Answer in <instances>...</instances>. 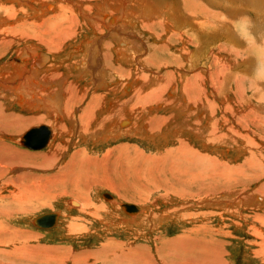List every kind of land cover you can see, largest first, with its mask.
<instances>
[{
	"label": "rangeland",
	"instance_id": "rangeland-1",
	"mask_svg": "<svg viewBox=\"0 0 264 264\" xmlns=\"http://www.w3.org/2000/svg\"><path fill=\"white\" fill-rule=\"evenodd\" d=\"M14 1L0 0V6L8 9L0 11V77L2 72L4 87L17 84V80H13L17 76L12 74L15 68H21L22 77L25 74L26 79L30 77L31 72L25 73L23 62L18 60L29 49V52L36 50L38 54L50 55V74L58 76L55 66L60 60L65 63L58 71L63 73L58 80H66L68 92L64 84L56 86L53 82L46 86V90L42 89L43 83L38 89L43 95L55 94L59 104L65 95L68 96L66 109H74L77 112L74 111V115L86 111L87 103L93 105V96L104 95L103 100L113 96L119 102L127 101L133 90L121 92V86L126 83L138 90L139 86L150 82L144 91L154 90L157 97L151 102V98L148 102L143 97H132L121 104L130 107L128 102L133 103V117L142 119L138 122L141 131L137 134L124 131L118 134L119 139L112 140L111 137L106 142L94 134V137L88 136L90 133L84 134L86 138H80L77 130L64 133L61 139L55 130L61 123L59 118L55 121L45 118L43 112L31 115L17 106L2 108L4 112L0 114V122L3 114L10 119L12 115L14 119L23 118H17L16 123L27 121L32 116L44 119L18 124V132L13 127H5V138L1 140L8 146L3 147L5 153L17 159L10 161L11 158H7L8 163L0 175V186L6 184L4 191L0 190L2 197L5 196V199L0 197V215L4 211L10 214L5 221L0 217V222H3L1 230L6 232L4 237L7 239H0V244L6 240L0 246V264H180L184 263L187 255L192 257L190 254L194 250L203 256L202 248L210 250L209 254L213 256L208 264H217L220 258L225 264H264V0H95L91 3L92 9L98 6L105 16L94 19V22L87 19L94 15L95 10L88 15L79 11L93 0L80 3L76 0H52L59 6L77 5L67 12L71 17V24H67L69 29L59 35L54 31L53 23L47 26L43 21L56 13L54 4H48L47 8L53 7L47 10L50 12L36 16L27 8L25 0ZM39 1H32L36 13L42 10V3H47ZM17 11L21 14L17 15ZM5 14L10 15L9 20ZM111 17L115 19L114 23ZM22 23L23 29L12 32L17 35L8 32L10 24ZM4 26L6 34L2 33ZM112 29L114 31H110ZM94 31L96 34L93 35ZM64 34L71 37L62 39ZM52 38L58 47L61 46L58 52L47 50L51 49L49 41ZM92 41L95 47L104 42L111 45L107 49L109 66L105 73H101L98 67L102 60L95 54L86 62L87 73L79 79L82 61L71 50L77 47L81 53L85 47L91 50ZM120 41L126 45L127 50L124 48L123 51L129 57L123 62L117 61L114 51ZM52 47L56 48L55 45ZM48 62L38 70L44 72ZM112 65L130 71L133 76L121 70L118 74L112 72ZM196 75L201 77V87L210 101L208 108L203 107L205 100L198 98L201 91H197L194 93L197 97L190 96L187 101L194 104L191 111L185 106L186 102L183 103L182 84L186 83L185 79ZM54 77L52 79H56ZM77 78L85 82L79 86L75 83ZM71 80L79 86L77 90H71L68 84ZM102 81L105 83L98 87ZM194 81L197 82V78ZM191 84L189 91L199 89L196 83ZM58 87V91L54 89ZM112 88L117 91L111 95L107 92ZM78 93H81L80 97ZM165 101L172 102L165 105ZM228 106L227 110L225 107ZM245 112L251 113L246 116ZM89 116L93 118L92 114ZM168 117H173V120ZM185 119L188 120L183 122L185 127L191 125L192 129L180 124ZM214 120L218 123L212 128ZM221 120L225 123L222 124ZM147 123L157 125V128H146ZM42 124L54 129V138L52 136L47 147L41 150L22 147L19 144L21 134ZM118 128L124 129L119 125ZM107 129L109 126L101 131L106 132ZM170 131L172 137L169 136ZM218 135L224 136L219 139ZM210 136L215 138L211 141ZM164 137H169L167 142L162 140ZM182 140L189 146L186 149L192 159L188 154H180L179 141ZM57 143L64 147L57 154L58 160L50 168L43 169L44 155ZM120 146L122 149H118ZM191 149L194 153L190 152ZM77 152H86L83 167L78 165L79 159H74L67 169L76 178L82 169L83 176L76 190L72 181L60 185L67 173L56 175V172L61 166L65 169V163ZM106 152L111 155L108 163L101 161ZM124 154L136 162L133 168L139 170V177L126 169L133 170L127 165L128 159L120 161L121 165H113V156L123 157ZM18 165L25 170L17 191L9 185V180L17 179L15 166ZM43 176H50V179L44 180ZM102 181L106 183L103 187L100 185ZM109 186L125 199L117 198V193L110 191ZM28 191L34 194L28 197ZM105 194L115 199H106ZM76 195L86 200L83 202L73 197ZM69 200L86 203V206H70L67 204ZM125 203L135 205L140 212L129 215L120 206ZM55 212L59 213L56 227L41 229L32 225L35 218ZM129 218L136 219L129 221ZM173 241L179 242L176 255ZM206 241H211L212 245H206ZM183 242L187 245L186 250Z\"/></svg>",
	"mask_w": 264,
	"mask_h": 264
},
{
	"label": "bare ground",
	"instance_id": "bare-ground-1",
	"mask_svg": "<svg viewBox=\"0 0 264 264\" xmlns=\"http://www.w3.org/2000/svg\"><path fill=\"white\" fill-rule=\"evenodd\" d=\"M10 1H14V0H10ZM16 2H20L19 0H15ZM14 1V2H15ZM26 1V3H25V5L27 6V8L29 7L34 13H32L33 15H36V16H39V15H43V14H45V13H48V12H50V11H47V10H52L53 9V7H49V8H47L49 5V3H52V4H54L55 6V8L57 7V11H56V13L55 14H53L50 18H48V19H45V20H43V21H45V23L47 24V26H49V24H51V23H53V25H54V31L57 33V35H59L61 32H63V31H66V30H68L69 29V27L67 26V24H71V17L70 16H68V11H69V9L70 8H77V5L76 4H71V6H65V5H61V6H59V4H58V2H52V0H44V2H47V3H42V6H41V11H40V13H36V11L37 10H35L33 7H32V1H34V0H25ZM37 1H39V0H37ZM59 1V0H58ZM61 1H63V0H61ZM82 0H76V2H78V3H80ZM87 1V0H86ZM100 1H103V0H100ZM106 1V0H105ZM21 2H23V1H21ZM40 3H41V0L39 1ZM93 2H95V0H93V1H89V3H85L86 4V6H84V7H81V8H79V11H80V13L81 14H83V15H88V13L91 11V10H95L94 11V15H91V17L90 18H88L87 20H90L91 22H94V19H96V18H102V17H104L105 15H103L102 13H101V9L98 7V6H96L95 7V9H92V6H91V3H93ZM119 2V5H120V7H121V2L120 1H118ZM124 2V4H125V1H123ZM39 3V4H40ZM84 3V2H83ZM100 3V2H99ZM23 4V3H22ZM24 5V4H23ZM144 6V5H143ZM9 8V7H8ZM28 8V9H29ZM84 8V9H83ZM11 9V8H10ZM38 9V8H37ZM81 9H82V11H81ZM145 9V8H144ZM6 10H8L7 9V7H2V6H0V11H6ZM12 12H13V10H12ZM12 12H10V13H12ZM228 12V11H227ZM9 13V14H10ZM154 13L156 14V15H159L158 14V12H156V11H154ZM9 14H5L6 16H7V20H9V18H10V15ZM18 14H21L20 13V11H17V15ZM162 14H163V10H162ZM112 18V17H111ZM114 18H112V20H113ZM6 20V21H7ZM115 20V19H114ZM111 21V22H115V21ZM155 21V20H154ZM158 22V21H157ZM156 23V22H155ZM199 25V24H198ZM8 26V25H7ZM24 28V25H23V23L22 24H15V25H9V31L8 32H10V33H12L14 30H17V29H23ZM150 28V27H149ZM4 30H5V26H4V28H3V30H2V33H4V34H6L5 32L7 31H5L4 32ZM147 30V29H146ZM110 31H114L113 29L112 30H110ZM15 32V31H14ZM18 32V31H17ZM147 32V31H146ZM9 33V34H10ZM93 33V35L94 34H96V31H94V32H92ZM111 33H113V32H111ZM116 33H119V32H117L116 31ZM116 33H114V34H116ZM8 34V33H7ZM13 34V33H12ZM14 34H16V33H14ZM13 34V35H14ZM20 34H23V33H20ZM176 34H178V33H176ZM17 35V34H16ZM92 35V34H91ZM181 35H182V33H181ZM19 36V35H18ZM195 35L193 34V37H194ZM58 37V36H57ZM56 37V38H57ZM69 37H71V35L70 34H64V35H62V39H67V38H69ZM169 37V36H168ZM192 37V36H191ZM15 38V37H14ZM16 38H17V36H16ZM55 38V39H56ZM57 39H59V37L57 38ZM111 39V38H110ZM180 39V38H179ZM195 39H196V37H195ZM15 40V39H14ZM122 41V40H121ZM121 41L119 42V44H117L115 47H114V51H115V53H117V55H116V59H117V61H120V62H123V61H127L128 60V58L129 57H127L128 55H126V52L125 51H123V49L124 48H126V45H124L123 43H121ZM190 41H192L191 39H190ZM109 42H110V40H109ZM131 43V42H130ZM49 44L51 45V49H47L49 52H58L60 49H61V46L60 47H58V44L57 43H55V41H54V38H52V39H50V41H49ZM91 44H93L92 46L90 45V47H92L91 48V50L89 49L88 50V48L87 47H85V50H83V53H81V50L77 47V48H73L72 50H71V52L73 53V55L75 56V55H79V58H80V60L82 61L81 63H80V65H81V70H82V72H80L78 75L80 76L79 77V79L80 78H83L84 76H85V72L87 73V64H86V62L88 61V59L89 58H91L93 55H98L100 58H101V60H102V63L99 61V63H100V65H99V67H98V69L101 71V73H105V71H107V66H109L108 65V59H109V54H108V52H107V49L108 48H110V44H108V42H104L103 43V45H100V44H96V47H95V45H94V43H93V41H92V43ZM52 45H55V49L52 47ZM168 46V45H167ZM117 47H118V49H117ZM164 47V46H163ZM197 47V46H196ZM158 49V48H157ZM160 49V48H159ZM163 50H164V48H162ZM126 50H127V48H126ZM27 51H29V49L27 50ZM26 51V52H27ZM158 52V51H157ZM41 54H44V53H41ZM82 54V55H81ZM40 55V52H39V54L37 53V51L36 50H33V51H31V53H29V54H26V55H22L21 57H20V59L18 58V60H21L22 62H23V64H21V65H23V67H24V72L26 73V72H31V75H30V77L28 78V79H26V74H25V76H23L22 77V74H23V72H21L19 69H21L20 67H18L19 69H14V71H12L13 73V76H17V78H16V82H17V84H15V85H13V86H10V88L8 87V86H5V87H8V89H10V90H7V88H5L4 87V84H6L5 83V80H4V82L1 80L2 78V76H3V74H2V72H1V77H0V85L2 86V91H0V109H2L3 107H6V109H7V107H9V106H17V107H19V110H22V111H26L27 113H32L31 115H34L35 113H37V114H40V113H42V115L45 117V118H49V119H51V120H54V119H56V120H58V118H59V120L61 121V123H59V124H57V128H55V130L60 134V138L64 135V133H67L68 131L71 133V132H74L75 130H77V132H76V134H77V136L78 137H80V138H86V136L84 135V134H88V133H90L88 136H92V137H94L93 136V134L94 135H96L97 137H102L103 138V141H105V140H107L108 138H111L112 140H116V139H119V133H123L124 131L126 132V133H135V134H137V132H140L141 130H139V127H138V122H139V120L141 119L140 118V116H139V118L140 119H138V118H134L133 117V113H134V111L131 109V108H133V103L131 104L130 102H128L129 104H130V107L129 106H127V105H124V106H120L121 104H125L128 100L130 101V99L132 98V97H136L137 99L140 97H143V98H146V101H148L149 102V100L148 99H150V102H151V100H152V98H153V100L157 97V94H156V92L154 91V90H152L151 92H148V91H144V90H147L146 89V87H147V85L150 83H146V84H143V85H141V86H139V88H138V90H135V89H133V87H135V86H130V83H126V84H124V87H122L121 86V92H123V91H125V90H133V92L131 93V96L128 98V100L127 101H124V102H119L117 99H113L112 97H108L107 96V99H104L103 100V98H104V95H98L96 98L93 96V98H94V104L92 105V104H90V103H87V106H85V107H87L86 109V111H82V112H80L79 113V115H74L73 113H74V109L72 110V111H68L67 109H66V105L68 104V96H66L65 95V97H64V99H63V101H62V103L61 104H59V102H58V100H57V98H56V95L55 94H53V95H43L41 92H40V90L38 89V86L40 85V84H42L43 83V87H42V89L43 90H46L47 88H46V86H48L49 85V83H54V84H56V86L58 85V83H61L62 85H63V87H65V91H69L68 90V87L66 86L67 84H65V82L64 81H66L65 79H61L60 81L58 80V77H60L61 76V74H63V73H59L58 71H59V69L61 70L63 67H62V65L63 64H65V63H63L61 60L59 61V63L55 66L54 65V63L55 62H53V64L52 65H54L55 67H57V73H58V76H56L55 74H50V68L52 67L50 64L52 63V62H50L52 59H50V55H48L47 53H45L44 55L45 56H41L40 55V57H39V59H38V56ZM188 55V54H187ZM119 57H122L121 59L119 58ZM38 59V60H37ZM120 59V60H119ZM149 59V58H148ZM35 60H37L36 61V67H34V61ZM48 60H49V62H48ZM25 61V62H24ZM46 62H48V64L45 66V71L43 72V71H40V70H38V69H42L43 67H44V63H46ZM14 65V64H13ZM12 65V67H14ZM19 65V64H18ZM28 67V69H27V67ZM43 66V67H42ZM153 67H154V65H152ZM220 66H223L224 67V65H222V64H220ZM9 67V66H8ZM16 67H17V64H16ZM42 67V68H41ZM112 72H114V73H116V74H118L119 73V70H121L124 74H129V75H131L129 72L130 71H128V70H125V69H122V68H120V67H118V66H116V65H112ZM225 68V67H224ZM6 69V68H5ZM9 69V68H8ZM11 69V68H10ZM109 69V68H108ZM7 70V69H6ZM6 70L4 71V72H6ZM65 70V69H64ZM111 71V70H110ZM120 71V72H121ZM206 71V70H205ZM208 71V70H207ZM219 71V70H218ZM228 71V70H227ZM10 72V71H9ZM209 72V71H208ZM220 73L222 72V70L220 69V71H219ZM151 73V72H150ZM7 74H8V72H7ZM122 74V73H121ZM152 74V73H151ZM196 74V73H195ZM200 74V73H199ZM209 74V73H208ZM214 74V73H213ZM11 75V74H10ZM77 75V74H76ZM215 75H218V74H215ZM55 76V77H54ZM121 76V75H120ZM125 76V75H124ZM131 76H133V75H131ZM142 76V75H141ZM140 76V77H141ZM21 77L22 78H24V79H21ZM52 77H54V78H56V79H52ZM139 77V78H140ZM142 77H145V76H142ZM170 77V80H171V75L169 76ZM199 77V78H198ZM75 78H76V76H75ZM129 78H132V77H129ZM197 78V82L196 81H194V79H196ZM21 80V82H20V80ZM119 79V78H118ZM137 79V78H136ZM147 79H149V78H147ZM151 79V78H150ZM161 79V78H160ZM162 79H163V77H162ZM165 79V78H164ZM174 79V78H173ZM77 80H78V78H77ZM83 80V79H82ZM82 80H78V82H75V83H78L79 84V86H81L80 84H83L85 81H83L82 82ZM135 80V79H134ZM158 80V79H157ZM186 80V83H184L183 82V84H182V90H183V94H184V96H185V99L183 100V103H185V106H187V109H189V110H191L192 111V109H193V107H194V104H192L191 102H187L188 101V99L190 98V96H193V97H195V95H194V93H196L197 91H201V92H199V96H198V98H202L203 97V99L205 100L204 102H202V105H203V107H205V108H208V105H207V103L210 101V100H208V94L207 93H205L204 91L205 90H203L202 89V80H201V77L199 76V75H196V76H194V77H191V78H189V79H185ZM212 80V79H211ZM216 80V79H215ZM19 81V82H18ZM80 81V82H79ZM118 81V80H117ZM116 81V82H117ZM136 81V80H135ZM140 81V80H139ZM156 81V80H155ZM154 81V82H155ZM160 81V80H159ZM171 81H173V80H171ZM7 82H8V80H7ZM116 82H114V83H116ZM141 82H143V81H141ZM152 82V81H151ZM158 82V81H157ZM215 82V81H214ZM67 83V82H66ZM74 83V81H70L68 84H69V86L71 87V90H77L78 89V85L77 84H75ZM105 83V81H102V83L98 86V87H100L102 84H104ZM136 83H137V81H136ZM144 83V82H143ZM163 83V82H162ZM166 83V82H165ZM190 83H196L197 85H198V87H199V89H196V88H192L193 89V91H189L188 90V88H189V86H190ZM217 83H218V81H217ZM117 84V83H116ZM168 84V83H167ZM167 84H166V86H167ZM171 84V83H170ZM172 84H173V82H172ZM191 84V85H192ZM214 84V83H213ZM212 84V85H213ZM137 85H139L138 83H137ZM169 85V84H168ZM216 85V84H215ZM55 86V87H56ZM146 86V87H145ZM123 88H124V90H123ZM145 88V89H144ZM173 88V87H172ZM55 90H59V87L58 88H54ZM70 89V88H69ZM117 90L115 89V88H112V90L111 91H108L107 93H111V95H112V93L113 94H115V92H116ZM170 91V90H169ZM66 92V93H67ZM158 92V91H157ZM2 93H5V94H7V97L6 96H1V94ZM160 93H162V91L160 92ZM180 93V92H179ZM240 93V92H239ZM80 94L81 93H78L77 94V96H79L80 97ZM179 96H180V94H179ZM26 97V98H25ZM37 97H40V98H42L43 100V103H42V105L41 104H39V102H37ZM82 97H83V95H82ZM85 97V96H84ZM115 97V96H114ZM170 97V96H169ZM182 97V96H181ZM180 97V98H181ZM197 97V96H196ZM195 97V98H196ZM78 98V97H77ZM76 98V99H77ZM110 98H112V99H110ZM256 98V97H255ZM78 99H80V98H78ZM170 99V98H169ZM259 99V98H258ZM81 101H83L82 99H80ZM95 100H97V103H95ZM240 100V99H239ZM264 100V99H263ZM181 101V100H180ZM191 101V100H190ZM193 101V100H192ZM7 102V104L8 105H5V103ZM131 102H134V101H131ZM172 101H165V105H169V103H171ZM147 103V102H146ZM154 103V102H153ZM156 103V102H155ZM158 103V102H157ZM206 103V104H205ZM85 104H86V102H85ZM96 104V105H95ZM180 105V104H179ZM262 105H264V104H262ZM135 106V105H134ZM182 106V105H181ZM185 106H182V108H183V110H185L184 109V107ZM230 106V105H229ZM225 107L227 110L230 108V107ZM141 107V106H140ZM160 107V106H159ZM142 108V107H141ZM157 108V107H156ZM81 109V108H80ZM143 109V108H142ZM77 110V109H76ZM82 110H84L83 108H82ZM78 111V110H77ZM80 111V110H79ZM4 112V110L2 109V110H0V114L1 113H3ZM76 112V111H75ZM136 112V111H135ZM140 112V111H139ZM203 112V111H202ZM77 113V112H76ZM246 113V112H245ZM251 113V112H250ZM249 112H247L246 113V116L247 115H249L250 114ZM89 114H92L93 115V118H92V116H89ZM199 114V113H198ZM259 115H260V112H259ZM258 115V116H259ZM262 115V114H261ZM98 116H99V118H98ZM235 116V115H234ZM263 116V115H262ZM255 117V116H254ZM261 117V116H260ZM15 117H13V115H12V118L10 119L9 118V116H6V115H2V118H1V122H0V153L2 154V155H0V175H1V172L5 169V164L6 163H8V159L7 158H11V157H13V156H11L10 155V153L9 154H6L5 153V150H4V148H6V147H8V146H6V144H3L2 142H1V140H4V138H5V132L7 131L6 130V128L5 127H13L14 128V130L15 131H17L18 132V129L20 128V126L18 125V124H31V123H35V121L37 120V121H41L42 119H44V118H42V117H38V116H32V117H28L27 119V121H24V122H22V121H20L19 123H16V119L18 118V119H23V118H20V117H17L16 119H14ZM76 118L78 119V120H76ZM132 118H134L135 119V122H133L132 121ZM244 118V117H243ZM10 119V120H9ZM96 119L98 120V121H96ZM168 119H171V120H173V117H168ZM256 119V117L254 118V120ZM260 119V118H259ZM47 120V119H46ZM121 120H125L124 122L123 121H121ZM137 120V121H136ZM226 120V119H225ZM262 120H264L263 118H262ZM55 121V120H54ZM66 121L68 122L67 124H69L70 125V128H68L67 127V124H65L66 123ZM141 121H142V119H141ZM164 121V120H163ZM162 121V122H163ZM186 121H188L187 119H185L184 121H181L180 122V124H182L184 127H185V123H183V122H186ZM257 121V120H256ZM258 121H260V120H258ZM12 122L14 123V125H12ZM30 122V123H29ZM17 125H16V124ZM133 123V124H132ZM201 123V122H200ZM216 123H218V121H216V120H214L213 121V123H212V128L213 127H216L215 126V124ZM221 123L223 124V123H225L224 122V120H221ZM237 123H240V121H237ZM260 123V122H259ZM126 124L128 125L127 127H126ZM145 124V123H144ZM149 124V125H148ZM196 124V123H195ZM241 124V123H240ZM42 125H44V124H42ZM118 125L121 127V128H124V129H119L118 128ZM199 125H201V124H199ZM264 125V124H263ZM39 126H41V125H39ZM39 126H36V127H39ZM45 127H48V128H50V126H48V125H44ZM105 126H109V129H107L106 130V132H104V130L103 131H101V129H103V128H105ZM124 126V127H123ZM147 126H150V127H152V128H157V125L156 126H152L150 123H147L146 124V128H147ZM207 126H209L208 124H207ZM36 127H31V128H36ZM52 127V126H51ZM60 127V128H59ZM113 127H115V128H113ZM132 127V128H131ZM192 126L191 125H189V127H185V128H191ZM31 128H29V129H31ZM78 128V129H77ZM149 128V127H148ZM185 128H183V129H185ZM28 129V130H29ZM53 129V128H52ZM51 128H50V131H51V139H52V136H53V138H54V129L52 130ZM66 129V130H65ZM131 129L132 130H138V131H131ZM142 129V128H141ZM144 129V128H143ZM153 129V130H154ZM192 129V128H191ZM20 130V129H19ZM27 130V131H28ZM182 130V129H181ZM212 130V129H211ZM24 131V130H23ZM193 131V130H192ZM210 131V130H209ZM16 132V133H17ZM171 132V131H170ZM169 132V133H170ZM53 133V134H52ZM166 133V132H165ZM183 133V132H182ZM216 133V132H215ZM151 134V133H150ZM200 134H202V133H200ZM206 134V133H205ZM209 134V133H208ZM226 134V133H225ZM113 135V136H112ZM168 135V134H167ZM22 134H21V137L19 138L20 140L19 141H21V138H22ZM170 137H172L173 136V133L171 132L170 133V135H169ZM195 136H197V135H195ZM206 136V135H205ZM221 136H224V135H221ZM221 136H219L218 135V137L217 138H219L220 139V137ZM233 136V135H232ZM231 136V137H232ZM204 137V136H203ZM211 137V136H210ZM101 138V139H102ZM161 138V137H160ZM200 138H201V136H200ZM206 138H208V137H206ZM212 138H215V137H211V138H209L210 140L212 139ZM223 138V137H222ZM239 138V137H238ZM244 138V137H243ZM62 139V138H61ZM169 139V137H164V138H162V140H164V142L166 141L167 142V140ZM205 139V138H204ZM100 140V139H99ZM109 140V139H108ZM202 140V139H201ZM208 140V139H207ZM206 140V141H207ZM50 141V140H49ZM212 141V140H211ZM83 142V141H82ZM106 142V141H105ZM179 147H180V154H182L183 156H186L188 153H189V151L186 149V147H189V146H187L186 144H185V141L184 140H182V141H179ZM247 143V142H246ZM22 147H24L22 144H21V142L19 143ZM48 144V143H47ZM47 144H46V146L45 147H47ZM86 144V143H85ZM203 144V143H202ZM131 146V145H130ZM129 146V147H130ZM4 147V148H3ZM44 147V148H45ZM10 148V147H9ZM16 148V147H15ZM15 148H14V150H15ZM24 148H26V147H24ZM64 147H62L61 146V144H59V143H57V144H55L53 147H52V149L48 152V154H46V155H44V157H43V159H44V163H40L41 164V166H43L42 168L43 169H46V168H50L51 166H53L54 165V163L58 160V158H57V154L63 149ZM10 149H12V148H10ZM17 149V148H16ZM26 149H28V148H26ZM118 149H122V146H120V148H118ZM133 149V148H132ZM31 150V149H30ZM41 150V149H40ZM130 150V149H129ZM16 151V150H15ZM14 151V152H15ZM18 151V150H17ZM81 152V151H80ZM80 152H77L76 154H73L72 155V157H71V159L70 160H68L66 163H65V169H64V167H59L58 168V170H57V172H56V175H62V174H65V173H67V175L65 176V178L61 181V183H60V185H64L65 184V182H68V181H72L73 183V185H74V189H76L77 190V186H79V183H80V179L82 178V174H81V170L82 169H80V171H79V175L77 176V178H76V175L75 174H71V173H69L68 171H67V169H68V167L70 168L71 166H70V164L72 163V161L74 160V159H79V160H77V163H78V165L79 166H81V167H83V164H84V160H83V157H84V154L86 153V152H84V154H81ZM190 152L191 153H194V151L191 149L190 150ZM190 153V154H191ZM18 154V153H17ZM135 154V153H134ZM172 154V153H171ZM170 154V155H171ZM12 155H13V153H12ZM60 155V154H59ZM130 155V154H129ZM193 155V154H192ZM143 156V155H142ZM142 156H140L141 158H142ZM181 156V155H180ZM182 156V157H183ZM190 155L188 154V157H189ZM194 156V155H193ZM103 159L101 160V161H103V162H106V163H108V162H110L109 160H110V157H111V155H110V152H106V153H104L102 156H101ZM128 159V158H126V155L124 154L123 155V157L122 156H120V155H118V156H113V159H115L114 161H113V165H116L117 163L119 164V165H121L120 164V161H122L123 159ZM133 158V157H132ZM135 158V157H134ZM161 158V157H160ZM184 158V157H183ZM189 158H191V156L189 157ZM15 159H17V158H15ZM15 159H10V161L12 160V161H15ZM42 159V160H43ZM145 160H146V158H144ZM158 159H159V157H158ZM157 159V160H158ZM162 159H163V157H162ZM185 160H186V158H184ZM192 159V158H191ZM204 159V158H203ZM22 160V159H21ZM143 160V159H142ZM205 160V159H204ZM95 161H97V158H95ZM146 161H148V160H146ZM145 161V162H146ZM253 161V160H252ZM43 162V161H42ZM149 162V161H148ZM156 162V161H155ZM11 163V162H10ZM16 163V162H15ZM143 163H144V161H143ZM136 164V162L135 161H132V160H130V159H128V163H127V165L129 166V167H131V168H133L134 167V165ZM145 164V163H144ZM157 164V163H156ZM16 165V164H15ZM123 165H125L124 164V162H123ZM213 165V164H212ZM9 167V166H8ZM7 166H6V168H8ZM33 167V166H32ZM39 167V166H38ZM28 168V167H27ZM30 168V167H29ZM233 168V167H232ZM236 168V167H235ZM36 169V168H35ZM90 168L88 167V170H89ZM126 169H128V172H134L135 174V176H137V177H139V170H134V168H133V170L131 171L129 168H126ZM225 169V168H224ZM15 170H17V172H16V174H17V179L16 180H14V179H8L9 180V185H11L12 186V188H14L15 190H17L16 188H18V186H19V182H20V180H22L23 179V176H24V174H23V170H25L24 168H23V166H15ZM227 170V169H226ZM231 170H233V169H231ZM6 171V170H5ZM8 172H10V171H8ZM170 172V171H169ZM177 172V171H176ZM228 172V171H227ZM3 173V172H2ZM229 173V172H228ZM231 173V172H230ZM236 173V172H235ZM124 176V175H123ZM42 179H44V180H49L50 179V176H43L42 177ZM126 180V179H125ZM87 181H89V179L87 180ZM85 182V181H84ZM101 183H103V181L101 182ZM100 183V185H102V187L104 186V185H106V183H103V184H101ZM145 183H148V181H145ZM126 184V183H125ZM8 185V184H7ZM115 185V184H114ZM118 185H121V186H123L122 184H118ZM152 185H153V183H152ZM5 186H6V184L4 183L2 186H0V190H2V191H4V188H5ZM88 186V185H87ZM115 186H117V185H115ZM132 186H133V188H134V185L132 184ZM84 188L85 187H83L82 188V192H84ZM89 188V187H88ZM109 189H110V191H112L113 193H117V191H116V189L115 188H113V187H111V186H109L108 187ZM223 190V189H222ZM18 191V190H17ZM27 191V190H26ZM142 193V192H141ZM27 194H28V197L29 196H31L32 194H34V192H27ZM143 194V193H142ZM106 195V197H110V198H107V199H112V200H114L115 198H113V197H111L109 194H105ZM117 195H118V197L117 198H120V199H125V197H122V196H120V194L119 193H117ZM3 196V194H2V192H0V197L1 198H3V199H5V196L4 197H2ZM260 196V195H259ZM73 197H75V198H79V199H81L83 202L86 200V199H84V198H82L80 195H76V196H73ZM27 199V198H26ZM255 200H256V198H254ZM258 199V198H257ZM261 199V198H260ZM8 200H9V198H8ZM28 200V199H27ZM88 200V199H87ZM119 200V199H118ZM259 200V199H258ZM116 201V200H115ZM118 202V201H117ZM246 202V201H245ZM113 203V202H112ZM67 204L68 205H72L73 207H78L77 205H79V207H83V206H86V203H83V204H81V203H79L78 201H76V200H69L68 202H67ZM127 205V206H126ZM87 206H88V204H87ZM121 206V208L126 212V213H128L129 215H131V214H137L138 212H140L139 211V209H138V207H136L135 205H132V204H127V203H125V204H121L120 205ZM122 206H125L124 208L122 207ZM89 208V207H88ZM87 208V209H88ZM85 209V208H84ZM5 212V211H4ZM2 213L1 215H0V217H2L3 219H4V221L9 217V215L10 214H8L9 212H7V213ZM55 213H57L58 214V217H57V221H56V225H57V223H58V219H59V213L58 212H55ZM142 215V214H141ZM140 215V216H141ZM139 216V217H140ZM139 217L137 218V219H139ZM38 218V217H37ZM36 219V218H35ZM34 219V220H35ZM134 218H129V221H132ZM136 219V218H135ZM134 219V220H135ZM1 221V220H0ZM33 222V221H32ZM31 222V223H32ZM1 223H3V222H0V239L2 238V240L3 239H6L4 236H6V232H4L3 230H1L2 228V224ZM56 225L54 226V227H56ZM38 228V227H37ZM52 229V228H51ZM8 238V237H7ZM7 240V239H6ZM5 240V241H6ZM5 241H2V243L0 244V246L5 242ZM204 242H205V240H203ZM173 242H175V247H174V249H173V251L175 252L174 254L176 255V250H177V246H178V244H179V242H176V241H173ZM172 242V243H173ZM185 242V241H184ZM184 242H183V248H184V250H186V247H187V245L186 244H184ZM195 245V244H194ZM202 245V244H201ZM205 245V244H204ZM206 245H212V243H211V241H209V243L206 241ZM190 246H192V245H190ZM211 248V247H210ZM202 250H203V256H199L198 255V253L196 252V250H194L193 252H192V254H190L191 252H189L188 254H190L192 257H190L189 258V255H187V253L186 254H184V255H187L186 257H185V259H184V263H180V264H185V262L187 263V264H202L203 262L205 263V264H208V262L210 261V259H212L213 258V256L211 257V255L209 254V251L210 250H207V248H205V251H204V248H202ZM4 251V250H3ZM32 251V250H31ZM33 252V251H32ZM7 255V254H6ZM32 255V254H31ZM33 256V255H32ZM176 257V256H175ZM30 258V257H29ZM45 258V257H44ZM31 259V258H30ZM43 259V258H42ZM218 259V258H217ZM51 261V259L49 258L48 259V262H50ZM217 261V260H216ZM170 264H171V262H169ZM42 264V263H41ZM48 264V263H47ZM172 264H175V263H173L172 262ZM217 264H225L224 262H222V258H220L218 261H217Z\"/></svg>",
	"mask_w": 264,
	"mask_h": 264
},
{
	"label": "water",
	"instance_id": "water-1",
	"mask_svg": "<svg viewBox=\"0 0 264 264\" xmlns=\"http://www.w3.org/2000/svg\"><path fill=\"white\" fill-rule=\"evenodd\" d=\"M50 139V128L41 125L39 127L31 128L26 131L23 134L20 142L24 147L28 149L40 150L46 146ZM103 196L106 199L110 198L106 197V195ZM122 207L124 208L125 206ZM57 217V213H47L33 220L32 225L41 229H51L56 225Z\"/></svg>",
	"mask_w": 264,
	"mask_h": 264
},
{
	"label": "crops",
	"instance_id": "crops-1",
	"mask_svg": "<svg viewBox=\"0 0 264 264\" xmlns=\"http://www.w3.org/2000/svg\"><path fill=\"white\" fill-rule=\"evenodd\" d=\"M29 53H31V52L27 51V52L25 53V55H26V54H29ZM40 55H41V56H45L44 54H40ZM40 55L38 56V59H39ZM38 59H37V60H38ZM89 59H90V58H89ZM89 59H88V60H89ZM37 60L34 61V67H36L35 64H36V61H37ZM45 64H46V63H44V65H45ZM42 67H43V66H42ZM42 67H41V68H42ZM36 68H37V67H36ZM16 78H17V77H16ZM16 78H14L13 80H16ZM20 82H21V80H20ZM9 88H10V87H9ZM7 90H10V89L7 88ZM3 96H6V97H7V94L4 93V95H2V97H3ZM25 98H26V97H25ZM42 100H43L42 98L37 97V102H39V104H41V105H42V103H43ZM132 256H133V257H136V254H133ZM47 257H50V256H47Z\"/></svg>",
	"mask_w": 264,
	"mask_h": 264
}]
</instances>
